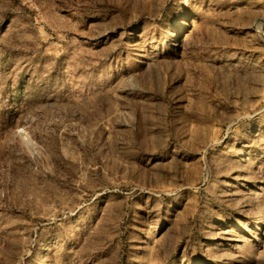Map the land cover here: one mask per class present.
<instances>
[{
	"label": "rangeland",
	"instance_id": "374dc122",
	"mask_svg": "<svg viewBox=\"0 0 264 264\" xmlns=\"http://www.w3.org/2000/svg\"><path fill=\"white\" fill-rule=\"evenodd\" d=\"M0 264H264V0H0Z\"/></svg>",
	"mask_w": 264,
	"mask_h": 264
}]
</instances>
